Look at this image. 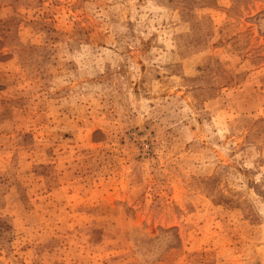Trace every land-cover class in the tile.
<instances>
[{
    "label": "rangeland",
    "instance_id": "obj_1",
    "mask_svg": "<svg viewBox=\"0 0 264 264\" xmlns=\"http://www.w3.org/2000/svg\"><path fill=\"white\" fill-rule=\"evenodd\" d=\"M0 264H264V0H0Z\"/></svg>",
    "mask_w": 264,
    "mask_h": 264
}]
</instances>
